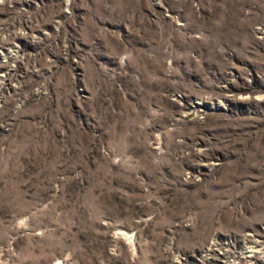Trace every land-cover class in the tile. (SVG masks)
I'll return each instance as SVG.
<instances>
[{
	"label": "rangeland",
	"instance_id": "rangeland-1",
	"mask_svg": "<svg viewBox=\"0 0 264 264\" xmlns=\"http://www.w3.org/2000/svg\"><path fill=\"white\" fill-rule=\"evenodd\" d=\"M0 41V264L264 249V0H0Z\"/></svg>",
	"mask_w": 264,
	"mask_h": 264
},
{
	"label": "built area",
	"instance_id": "built-area-1",
	"mask_svg": "<svg viewBox=\"0 0 264 264\" xmlns=\"http://www.w3.org/2000/svg\"><path fill=\"white\" fill-rule=\"evenodd\" d=\"M0 46L3 47L2 49H0V55H4L7 57L8 53L11 52V48L9 47V48L4 49V46L1 43V41H0ZM1 50L2 52H5V53L2 54ZM252 242H253L252 243L253 246L247 248L246 254L244 255V257L241 258L244 260V264H255V263L260 264V262H264V249L256 248L257 244L254 243V241ZM231 264H236V262L231 260Z\"/></svg>",
	"mask_w": 264,
	"mask_h": 264
}]
</instances>
